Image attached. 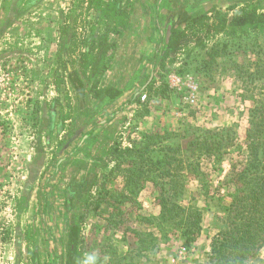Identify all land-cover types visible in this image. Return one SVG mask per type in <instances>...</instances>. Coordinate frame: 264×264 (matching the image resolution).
Returning <instances> with one entry per match:
<instances>
[{
	"label": "rangeland",
	"instance_id": "1",
	"mask_svg": "<svg viewBox=\"0 0 264 264\" xmlns=\"http://www.w3.org/2000/svg\"><path fill=\"white\" fill-rule=\"evenodd\" d=\"M162 4L0 0V264H34L35 253L41 264H63L71 222L81 227V264H207L226 217L219 194L236 189L227 183L239 160L213 156L216 168L203 177L197 156L204 135L245 127L253 109L264 108V0ZM168 28L180 47L162 59ZM104 33L116 53L100 86L124 90L107 103L89 92L86 67ZM72 69L85 83V99L69 82ZM83 135L89 137L81 142ZM141 147H149L145 168L159 169L151 159L170 150L169 165L185 189L175 200L202 216L191 246L174 233L180 229L161 242H142L133 232L157 235L187 215L169 214L159 224L153 171L138 176L141 157L122 154ZM228 196L226 203L236 199ZM249 264H264V245Z\"/></svg>",
	"mask_w": 264,
	"mask_h": 264
},
{
	"label": "trees",
	"instance_id": "2",
	"mask_svg": "<svg viewBox=\"0 0 264 264\" xmlns=\"http://www.w3.org/2000/svg\"><path fill=\"white\" fill-rule=\"evenodd\" d=\"M35 1L38 0H29V2ZM163 2L165 4L167 0H159L161 5H163ZM160 6L158 5L157 9ZM205 16L203 15V17ZM95 40L94 42H96ZM179 47L180 43L175 38L174 30H172L169 39L164 40V47L160 53L161 58L165 59L167 55L176 51ZM115 53L116 44L109 41L108 33H104L97 43H93L92 49L89 50L86 56L90 61L86 65L87 68H90L89 78L93 80L89 92L93 93L95 97L100 98L103 103L109 101L115 102L124 93L123 88L117 87L114 84L100 86L106 71L111 67ZM68 78L77 94L82 99H85V83L80 77L79 72L73 69L70 70ZM257 78L252 77L253 80ZM251 116L245 127L238 125L235 130H230L226 134L222 133L219 136L216 133L204 135V153L199 157L197 156L198 162H196V165L205 164V170L202 173L203 177L216 168V163H213V156L217 157V160H220L225 156L224 154L234 153L237 156V160H239V162L237 161L236 168L228 175V183L226 182L227 184H234L232 187L236 188L234 189L235 193L232 191L228 192L227 196L234 194V198L236 199H232L231 202L226 203L224 199L227 196L219 194L221 209L225 210L223 213L226 214V217H222L224 225L219 228V231L212 238L207 264H249L250 259L256 256L264 245V108L255 107ZM88 137L87 135L81 136V142ZM230 139L233 142H228ZM228 143L235 145L233 151H229L228 147L231 145ZM168 148L176 152L180 151L179 146L177 148L168 146ZM169 149L162 153L163 157L160 160L154 161L151 159L154 165L160 164L159 169L154 167L145 168V165L142 163L143 152L149 151V147L128 148L122 154L126 155L136 152L141 157V160L138 161V176L151 175L150 170L153 171L155 177L152 181L159 193V205L162 214L159 216L160 225L168 221L167 216L169 214L187 213V215H181L180 218L176 217V219H172V229L160 230L157 235L154 233L150 234V232L145 233V235L140 231L133 232H136L140 236L142 242L148 241V238L161 242L167 239L168 235L174 232L173 230L180 229L179 232L174 233L179 234L185 245L191 246L201 231L202 216L200 215V211L195 210L191 206L188 209L175 200L174 196L177 193L181 195L185 192V189H183L184 186L179 185L177 180L178 175L174 173L173 168L169 165L172 163L173 158ZM200 158L203 160V163ZM164 160L167 161L165 164H163ZM130 178L128 179V185L131 182ZM237 190L248 192L245 195L237 196ZM111 205H106V207H111ZM98 207V203L93 206L94 209H98ZM229 214H236V216H230ZM80 232L81 227L79 224L71 222L66 240L64 241V252L61 256L63 264H81L84 261L83 252L79 246ZM154 235L156 236L153 237ZM34 264H41V260L36 253Z\"/></svg>",
	"mask_w": 264,
	"mask_h": 264
},
{
	"label": "built area",
	"instance_id": "3",
	"mask_svg": "<svg viewBox=\"0 0 264 264\" xmlns=\"http://www.w3.org/2000/svg\"><path fill=\"white\" fill-rule=\"evenodd\" d=\"M186 253H187V248H186L185 246H183V247L181 248V250L179 251L178 259H182V258H184L185 255H186Z\"/></svg>",
	"mask_w": 264,
	"mask_h": 264
},
{
	"label": "crops",
	"instance_id": "4",
	"mask_svg": "<svg viewBox=\"0 0 264 264\" xmlns=\"http://www.w3.org/2000/svg\"><path fill=\"white\" fill-rule=\"evenodd\" d=\"M115 1H117L118 3L123 4V0H115Z\"/></svg>",
	"mask_w": 264,
	"mask_h": 264
},
{
	"label": "water",
	"instance_id": "5",
	"mask_svg": "<svg viewBox=\"0 0 264 264\" xmlns=\"http://www.w3.org/2000/svg\"><path fill=\"white\" fill-rule=\"evenodd\" d=\"M168 35H170V30H169V28H168ZM166 40H168V38H167Z\"/></svg>",
	"mask_w": 264,
	"mask_h": 264
}]
</instances>
